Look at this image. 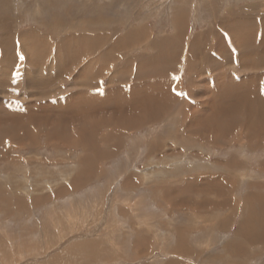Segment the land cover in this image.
<instances>
[{"label": "rangeland", "instance_id": "obj_1", "mask_svg": "<svg viewBox=\"0 0 264 264\" xmlns=\"http://www.w3.org/2000/svg\"><path fill=\"white\" fill-rule=\"evenodd\" d=\"M263 99L264 0H0V264H264Z\"/></svg>", "mask_w": 264, "mask_h": 264}, {"label": "bare ground", "instance_id": "obj_2", "mask_svg": "<svg viewBox=\"0 0 264 264\" xmlns=\"http://www.w3.org/2000/svg\"><path fill=\"white\" fill-rule=\"evenodd\" d=\"M146 37V36H145ZM148 37V36H147ZM146 37V38H147ZM197 37V36H196ZM194 38V40L192 41V45H194L195 44V42L197 41V38ZM149 38V37H148ZM252 47V46H251ZM247 58V57H246ZM245 61H247V60H245ZM242 63V62H241ZM110 97V96H109ZM133 97V96H132ZM97 98H98V95H97ZM147 98V97H146ZM103 99H105V98H103ZM100 100V99H99ZM143 100V99H142ZM110 101V100H109ZM135 102H134V107H142L143 109H144V111H139L138 109H135V112L136 113H133V114H131V115H124V114H122V112H127V111H130V109H131V106L133 107V105H128V104H126V106H125V110L124 111H120V110H118V109H116L115 111L113 110V112H111V113H120V114H116V116H114V120L115 121H117V122H119V123H127V124H129V125H131V124H134V123H136V121H137V118L139 117V114L141 113L142 114V116H144V117H147V116H149L150 114H152L154 111H156V110H154V108H157V107H159V106H155L153 109L151 108H148V107H145V106H139V105H136V100H134ZM144 101V100H143ZM258 101V100H257ZM102 102V101H101ZM104 102H106V101H104ZM139 102H141V101H139ZM263 103H264V99H263V101H262ZM249 103L251 104V102L249 101ZM263 103H260V102H257V107L254 109V111L256 110L257 111V109H258V107H260V108H264V104ZM113 103L111 102V105H112ZM100 106V105H99ZM115 106V105H114ZM99 109H100V107H98ZM114 108H116V107H114ZM160 108V107H159ZM158 108V109H159ZM225 111L226 110H224L223 112L225 113ZM262 112L264 113V111L262 110ZM229 114H231V112L229 113ZM21 117V116H20ZM116 125V124H115ZM74 128V127H73ZM76 132H77V130H76ZM257 198H258V196H257ZM257 201H259V200H257ZM258 203L259 202H256V207L254 208V212L256 213V215L258 216L259 214H260V217H261V219L263 218V220H264V209H262V208H264V205L263 206H260V205H258ZM256 226H258L259 228H258V233H256V235H257V237H261V236H264V229L262 228V226H261V222L258 224V225H256Z\"/></svg>", "mask_w": 264, "mask_h": 264}, {"label": "snow or ice", "instance_id": "obj_3", "mask_svg": "<svg viewBox=\"0 0 264 264\" xmlns=\"http://www.w3.org/2000/svg\"><path fill=\"white\" fill-rule=\"evenodd\" d=\"M25 57L23 56V54H20V60H23ZM20 75H21V73L19 72V71H16L15 73H14V80H13V82H15V78H19L20 77ZM13 91H17V89H12Z\"/></svg>", "mask_w": 264, "mask_h": 264}]
</instances>
